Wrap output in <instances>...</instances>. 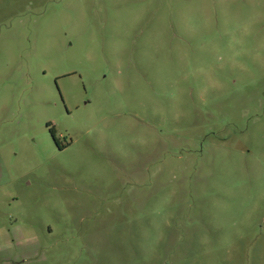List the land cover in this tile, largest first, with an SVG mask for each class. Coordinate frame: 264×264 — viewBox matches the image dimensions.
Instances as JSON below:
<instances>
[{"label":"rangeland","instance_id":"obj_1","mask_svg":"<svg viewBox=\"0 0 264 264\" xmlns=\"http://www.w3.org/2000/svg\"><path fill=\"white\" fill-rule=\"evenodd\" d=\"M0 264H264V0H0Z\"/></svg>","mask_w":264,"mask_h":264}]
</instances>
